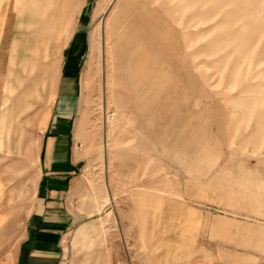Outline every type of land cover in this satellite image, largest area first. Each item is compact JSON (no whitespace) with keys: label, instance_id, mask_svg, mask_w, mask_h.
<instances>
[{"label":"rangeland","instance_id":"obj_1","mask_svg":"<svg viewBox=\"0 0 264 264\" xmlns=\"http://www.w3.org/2000/svg\"><path fill=\"white\" fill-rule=\"evenodd\" d=\"M60 1L0 0V26L6 17L23 29L40 19L42 6L45 17ZM93 13L78 55L62 54L65 42L47 40L58 61L51 95L30 110L20 151L14 134L6 135L9 86L22 75L24 42L39 39H12L8 29L0 38V196L12 217L21 222L28 214L41 131L47 135L69 94L65 111L74 108L75 122L89 134L87 203L99 211L101 226L117 232L116 224L124 225L120 264H146L134 254L129 209L136 189L154 186L187 196L209 224L220 214L254 226L249 250L257 259L247 264H264V0H96ZM71 64L76 71L67 81Z\"/></svg>","mask_w":264,"mask_h":264},{"label":"crops","instance_id":"obj_2","mask_svg":"<svg viewBox=\"0 0 264 264\" xmlns=\"http://www.w3.org/2000/svg\"><path fill=\"white\" fill-rule=\"evenodd\" d=\"M60 2L58 11L46 13L45 17L42 6L40 19L23 22V29L17 30L16 22L10 27L6 17L0 26V38L8 29L11 30L8 37L12 39H39V42L23 41L27 55L19 62L22 75L16 73V86H9L11 98L8 99L6 135L9 138L11 133L14 134L18 151L24 146L30 110L39 100L46 103L51 95L58 61L49 56L48 48L44 47L47 40L65 42L62 54L78 55L82 41L96 21L93 13L96 0ZM39 54L43 55V64L38 61ZM75 71L76 67L71 64L64 79L73 81ZM40 88H43V96ZM62 98L64 102L58 107L53 126L47 130L46 136L41 131L34 152L37 177L34 193L24 203L28 210L25 219L18 222L13 218V211L4 205V198L0 196V264H120L124 256L126 258L124 225L117 223V232H113L111 224L101 226L97 221L99 211L87 203L89 193L84 171L89 158L84 142L89 134L82 131L78 121L75 122L74 108L65 111L68 107L64 104L67 106L72 102V96L64 94ZM120 145H125L124 141ZM137 165L140 164L123 163V166ZM111 177V174H105L106 181L109 182ZM184 198L187 196L180 198L171 190H158L157 186L141 187L133 192L129 219L137 261L146 264H209L206 260L209 248H215L210 251L215 257L211 261L214 264L256 261V253L249 250V246L254 245V226L239 224L230 218L225 221L220 214H217L215 223L209 224L203 213L199 210L198 216V209ZM194 214L197 217L194 218ZM85 242L88 250L83 248ZM240 246H247L248 250H241ZM141 256L143 258L139 260Z\"/></svg>","mask_w":264,"mask_h":264},{"label":"built area","instance_id":"obj_3","mask_svg":"<svg viewBox=\"0 0 264 264\" xmlns=\"http://www.w3.org/2000/svg\"><path fill=\"white\" fill-rule=\"evenodd\" d=\"M110 116H113V114L111 113V115Z\"/></svg>","mask_w":264,"mask_h":264}]
</instances>
